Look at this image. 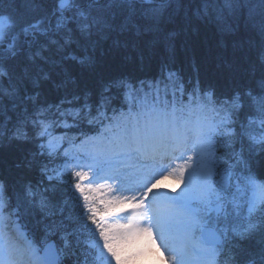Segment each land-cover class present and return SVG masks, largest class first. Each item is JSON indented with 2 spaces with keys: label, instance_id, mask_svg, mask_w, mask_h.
<instances>
[{
  "label": "snow or ice",
  "instance_id": "1",
  "mask_svg": "<svg viewBox=\"0 0 264 264\" xmlns=\"http://www.w3.org/2000/svg\"><path fill=\"white\" fill-rule=\"evenodd\" d=\"M173 2L13 0L16 15L0 13V80L9 85L0 95L36 104L25 109L23 124L34 129L38 151L17 167L37 168L49 182L67 184L77 210L65 217L59 208L61 219L45 223L37 240L21 230V209L56 215L48 195L55 185L26 184L13 204L0 180V264H264V182L254 175L261 163L256 157L264 153V0L258 6L201 0L196 10L198 19L214 23L224 35L235 36L243 27L259 38L254 59L220 61L221 72L255 82L223 100L198 84L185 92L171 72L167 79L175 90L169 93L166 83L161 91L157 81L150 97L114 82L128 90L126 110L108 115L101 105L93 115L89 109L88 122L102 131L67 151L52 135L57 121L48 119L50 108L39 105L38 93L26 95L27 85L35 90L50 79L45 66L53 63V54L95 70V57L80 59L71 44L81 47L83 41L87 47L116 37L113 47L119 48L121 35L158 31ZM244 43L236 47L243 50ZM246 44L251 49L252 39ZM81 111L58 109L64 126ZM12 138L29 139L23 125ZM61 152L58 166L49 168ZM170 178L184 185L178 195L162 186ZM101 179L112 181L108 190L118 195L97 203L90 193L98 191L93 185Z\"/></svg>",
  "mask_w": 264,
  "mask_h": 264
},
{
  "label": "trees",
  "instance_id": "2",
  "mask_svg": "<svg viewBox=\"0 0 264 264\" xmlns=\"http://www.w3.org/2000/svg\"><path fill=\"white\" fill-rule=\"evenodd\" d=\"M248 3L258 6V0H248ZM200 6L201 0H179V3L174 0L166 9L158 31L145 33L140 37L121 35L119 39L122 43L119 48L113 47V39L116 37L100 39L98 43L87 47L83 46V41L81 47H77L75 43L71 44L72 54L80 59H83L84 55L95 57L97 62L95 70L74 61L61 62L60 57L53 54V63L45 66V70L50 71V79L35 90L31 85H27L26 95L36 96L38 93L39 105L50 108V112L46 113L48 119L57 121L55 129L68 135L77 133L78 130L89 129L90 117L84 115L89 109L95 115L101 105L108 111L125 106L128 90L114 82L134 85L138 90L145 88L152 94L150 85L160 81L161 91L167 83L171 93L175 90L173 83H169L167 79L171 72L176 74L173 81L182 84L185 92H190L198 84L202 91L209 89L214 91L220 100L232 95L244 84L254 87L255 82L246 76L233 77L227 72H221L218 65L221 60H236L243 63L254 59L258 48V36L251 31H245L243 27L235 36L222 34L214 23H206L196 17V10ZM0 13L16 15L13 0H0ZM95 39L94 37L93 40ZM248 39L253 41L251 49L246 44ZM238 41L245 42L243 50L236 47ZM8 88V82L0 80V89ZM35 106V102L30 105L27 99L21 101L19 98L0 95V130L3 131V136L0 137V180L5 184V196L13 204L21 197L26 184L39 185L41 188L49 187L50 184L55 185L48 195L53 211H57L56 215L46 217L39 208H29L27 211L21 209L23 221L39 238H42L44 224L61 219L59 208L65 209V217L74 215L77 210L70 199L71 192L67 184L55 180L49 182L37 168L17 167L25 156L31 158V154L38 151L34 129L30 124H23L25 109ZM58 109L83 111L76 120L68 116L66 118L68 126H64L65 118L59 116ZM22 125L29 139H13V132ZM64 127L71 129L67 131ZM256 159L261 163L254 167V175L264 180V153ZM59 160V157L55 158L49 163V168L57 167ZM44 162L48 163V160L45 159ZM52 239L58 240V237ZM66 263L68 264L67 261Z\"/></svg>",
  "mask_w": 264,
  "mask_h": 264
},
{
  "label": "rangeland",
  "instance_id": "3",
  "mask_svg": "<svg viewBox=\"0 0 264 264\" xmlns=\"http://www.w3.org/2000/svg\"><path fill=\"white\" fill-rule=\"evenodd\" d=\"M108 115H112V114H108ZM91 126H93L91 135L88 137L82 138V140H84L86 138H90V137H96L98 135V133L102 131L101 126L96 122L91 123ZM53 128L51 130H53ZM54 137L57 138V136H54ZM61 141L62 140H59V147H61V149H62V146H64V145L62 144ZM80 142L78 144H76L77 148H79ZM64 148H72V145L71 144L65 145ZM67 151H70V149H68ZM85 171H87V169H85ZM89 175L91 176V173H89ZM87 183H88V181L84 182L85 186H87ZM112 183H113L112 181H105L103 179L99 180L97 182V184L95 185V187L93 186L94 188H97L98 191L92 192V193H90V195L96 197L97 203H99V201H101V200L113 198L114 196L118 195V193L108 190V185H110ZM162 186L166 187V188H174L176 191L173 194H175V195H178L179 192L183 191V188H184V185L178 184L174 179H171V178L164 180ZM77 195H79V194L77 193ZM100 206L103 207V205H100ZM23 230L27 233V231L25 229H23ZM142 264H148V261H143Z\"/></svg>",
  "mask_w": 264,
  "mask_h": 264
},
{
  "label": "bare ground",
  "instance_id": "4",
  "mask_svg": "<svg viewBox=\"0 0 264 264\" xmlns=\"http://www.w3.org/2000/svg\"><path fill=\"white\" fill-rule=\"evenodd\" d=\"M96 184H97V183H96ZM96 184H94L93 186L95 187Z\"/></svg>",
  "mask_w": 264,
  "mask_h": 264
}]
</instances>
